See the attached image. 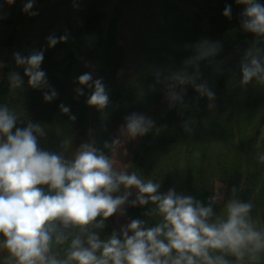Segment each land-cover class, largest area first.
Instances as JSON below:
<instances>
[{
    "label": "clouds",
    "instance_id": "1",
    "mask_svg": "<svg viewBox=\"0 0 264 264\" xmlns=\"http://www.w3.org/2000/svg\"><path fill=\"white\" fill-rule=\"evenodd\" d=\"M236 3L244 5V30L264 36V4L259 0ZM32 6L29 0L23 10L28 12ZM223 15L230 17L231 6L225 7ZM56 43V38H49L50 46ZM204 45L207 50L201 56L218 50L207 41ZM42 60V52L28 57L16 55V63L25 65L28 85L48 88L44 100L51 102L57 92L40 69ZM241 72L242 84L253 78L264 84V62L251 50L241 64ZM179 79L182 84L188 82ZM10 82L13 88L23 84L15 73ZM78 83L92 89L86 101L89 106L100 111L107 107L109 95L101 79L93 80L86 72L79 76ZM196 90L209 99L214 96L203 84ZM75 91L77 98L84 95L82 88ZM59 108L63 114L70 113L64 104ZM69 119L76 117L69 115ZM18 121L13 109L7 104L0 106V249L7 253L2 264H244L245 257L248 264H260L264 229L258 231L251 220V203L231 199L223 213L215 215V196L205 206L173 189L160 194L159 183L145 180L136 172L116 170L113 160L92 143L81 144L73 157L66 159L39 146L38 138L45 135L40 123L29 121L20 127ZM152 126L150 119L134 113L126 117L123 128L129 138H135ZM105 147L109 145L105 143ZM259 159L264 163V155ZM122 187L123 194H118ZM132 189L137 192L130 205H155L146 215L159 216L160 222L145 227V221L132 219L119 234L113 231L107 239H101L95 230L103 229L114 214H124L123 206L129 202ZM65 244L68 246L60 258L53 247Z\"/></svg>",
    "mask_w": 264,
    "mask_h": 264
},
{
    "label": "trees",
    "instance_id": "2",
    "mask_svg": "<svg viewBox=\"0 0 264 264\" xmlns=\"http://www.w3.org/2000/svg\"><path fill=\"white\" fill-rule=\"evenodd\" d=\"M189 1L196 3L195 0ZM198 1L208 8L222 10L223 19L220 25L222 30L230 32L235 39L233 54L228 55L214 37L189 33L183 26L177 24L171 26L177 17L178 8L172 0H159L160 23H166L169 28L166 37L158 42H155L157 40L151 41L150 44L155 45V50L150 52L149 66L133 80L130 86L132 94L125 98V102L122 98L121 101H117L115 113L108 117L112 122L111 125H107V121H99L98 134L100 133V144L104 146L105 143H110L107 130H110L114 125L113 122L121 117L120 114L128 113L130 106L140 111L157 108L148 137L134 151L132 170L143 179L147 180V176H150L149 178L153 182L165 187L164 185L170 180L172 170L179 167L182 161L188 160L187 165H191L186 181L188 195L207 206L211 202V198L214 197L215 180L206 183L204 179L197 178V175L200 176V174L196 172V168H201L202 161L207 155H210L209 168L214 169H211L215 172L213 174L220 175L222 182L231 179L239 172L240 163L230 167L226 157L218 159V162L224 167L225 173L218 171L219 169L215 167L213 146L215 145L216 132L223 124L225 109L222 106L230 94L229 87L233 77L238 71H241V64L245 62V57L250 50L253 55L264 56V36H257L244 30L242 27L244 5L237 4L236 0ZM140 2L141 0H85L82 4H77L76 10L68 12L69 16L63 24V29L67 33L60 37L66 38L60 40L59 35L54 34V38L57 39L54 46H50L49 40L43 47L35 46L34 43L24 40L23 33L16 28L15 14L10 12L2 17L1 27L7 33L0 37V47H17L21 57L42 52L43 60L40 69L45 72L50 88L57 92V97L51 102H46L43 95L37 107L35 123H40L45 130V135L38 140L42 149L62 153L69 138L77 134H88L89 128L86 120L90 117L91 106L86 101L91 94V89L78 83V78L83 72L76 79L74 76L75 66L83 58L95 60L99 63L102 74L110 75L117 54L120 21L128 13L135 11ZM259 2L264 4V0H259ZM111 3H114L112 18L107 33L104 34L103 26L108 14L103 7ZM233 3L235 9H231L230 17H225L223 15L225 7L232 6ZM67 4L68 2L63 6ZM65 9L69 10L67 7ZM205 41L209 45L217 46L218 50L215 54L201 56V53L207 50V46L204 45ZM156 47L158 48L156 49ZM59 53L63 54V59L57 61L55 57ZM14 72V62L9 57L0 74V106L7 104L19 115L18 104H11L9 98L12 87L10 76ZM179 78L188 82L182 84ZM253 81L264 86L256 78H253ZM73 84L75 90L82 88L84 95L77 98L75 91L69 100ZM201 84L214 94L212 99L196 90V87ZM44 89L45 92L49 90L48 88ZM166 96H170L172 100L161 106L160 103ZM61 104L70 108L69 114L61 113L59 108ZM197 108H202V112L190 132V139L192 143L196 140H204V144L201 146L202 155L199 157V152H195L196 147L191 146V149L187 150V142L181 136L182 128L191 122ZM121 109L123 113H121ZM59 113L62 115L60 125L57 122ZM69 115H74L76 119L70 120ZM260 121L264 124V107ZM100 122L104 125L102 126ZM19 123L20 120L18 126ZM195 178L197 179L195 180ZM194 188L199 189L197 196L193 193ZM185 189L183 187L181 192L184 193ZM231 190L232 188L229 187V199ZM252 196V191L245 195V203H248V199ZM212 207L215 215L223 213L224 207H220L216 202ZM146 213V208H130L128 210L131 220L140 219L146 222L145 227H154L156 224L153 223V216L146 215ZM95 231L99 233L101 239H107L112 234L110 217L105 221L103 229ZM67 246V244L62 245L63 250ZM56 247L58 246L54 245L53 249L55 250Z\"/></svg>",
    "mask_w": 264,
    "mask_h": 264
},
{
    "label": "rangeland",
    "instance_id": "3",
    "mask_svg": "<svg viewBox=\"0 0 264 264\" xmlns=\"http://www.w3.org/2000/svg\"><path fill=\"white\" fill-rule=\"evenodd\" d=\"M85 0H31L32 8L25 12L24 5L29 0H14V3L8 4L7 0H0V37L5 36L7 31L1 27V19L6 13H14L16 16V28L23 33V38L26 41L32 42L35 46L43 47L50 37L54 38L55 35L63 36L67 32L63 29V24L67 20L68 12L76 10L77 4H82ZM177 8V17L174 20V25L183 26L184 29L192 34L200 36L214 37L219 46L228 54H233V47L235 39L230 32L222 30L220 25L223 16L222 10L219 8L211 9L203 6L198 0L190 2L189 0H172ZM68 4L66 6V3ZM159 0H141L138 8L128 13L119 24L118 30V46L115 63L111 70L110 75L105 76L102 74L100 65L95 60L81 59L75 66L74 76L83 72L90 73L93 80L101 79L105 85L106 91L109 95V104L107 107L100 111L96 107L91 106L90 117L86 122L89 128L88 134H77L69 138L66 142L65 150L60 153L66 159H71L73 154L79 149L81 144L92 143L97 149L104 152L114 162V168L118 171L134 172L132 170V157L137 146L148 137L149 131L143 136L129 138L124 131L123 126L126 124V117L132 114L143 115L151 121L154 120L156 109H149L140 111L137 108L130 106L126 115L120 114L108 131L110 143L109 147L100 144V136L98 134L99 121H107V125H111L109 116L115 113L117 109V101L122 100L132 94L130 86L133 80L140 75L150 64L151 53L155 50V45L150 44L151 41L164 40L166 32L169 29L166 23H160ZM114 3L104 5L108 16L103 26L104 34L107 33L110 20L112 18ZM65 7H67L66 10ZM231 9H235L234 3ZM162 22V21H161ZM60 24V25H56ZM56 26V27H55ZM10 32V31H9ZM158 47H156L157 49ZM18 54L17 47H0V74L5 61L10 57L14 62L15 74H18L23 84L19 88L11 87L10 102L11 104L17 103L19 113V126L24 127L29 121L35 123L37 120L36 112L37 107L45 93L44 88L34 89L28 85V77L24 74L25 65H18L16 63V55ZM264 62V56H257ZM55 59L60 61L63 59V54L59 53ZM75 79V80H76ZM242 72L238 71L230 84V94L226 98L224 105L225 117L220 129L216 132L215 145L213 146L214 157L216 160L215 167L221 173H225L224 167L218 162L220 158L226 157L228 165L234 166L240 163L239 172L228 179L221 181L220 175H215L209 168L210 155H207L202 161V167L196 168L197 178L208 181L215 180L214 182V196L217 198L216 203L222 208H225L227 202L231 199H237L245 203L244 197L250 191L253 196L248 199L251 203L252 209L250 218L254 222L256 229L259 231L264 229V163L259 159L264 155V124L260 121L261 112L264 107V86L250 81L247 85L241 83ZM92 91V89H91ZM133 91V90H132ZM131 92V93H130ZM75 93V85L70 89L69 100ZM170 96H166L160 103L163 104L171 101ZM123 110L121 109V113ZM202 112V108H197L194 112L191 122L184 126L181 130V136L187 142V150L191 146L196 147L195 152H199L198 157L202 155L201 146L204 140L193 141L190 139V132L196 124L197 118ZM61 113L57 114V122L61 124ZM126 116V117H125ZM114 121V120H112ZM100 124L103 126L102 122ZM40 137L38 138V140ZM196 142V143H195ZM198 149V150H197ZM190 157V156H188ZM194 157V156H193ZM203 157V156H202ZM201 157V158H202ZM221 161V160H220ZM188 160L181 162L180 166L172 170L169 182L161 186L159 189L160 194H165L169 189H173L178 195L189 196L187 183V173L191 165H187ZM226 163V162H225ZM214 170V169H212ZM216 170V169H215ZM150 176H147V179ZM195 178V180L197 179ZM166 181V180H165ZM204 182V185L206 184ZM232 183V184H231ZM233 185V186H232ZM185 187L184 193L181 189ZM235 189V193L230 191V199L228 197V188ZM194 194L197 196L199 189L194 188ZM137 190L132 189V196L129 197V202L123 206L124 214L119 212L110 217L111 233L113 231L119 234L122 227L130 223L131 219L128 216L130 208H146V211L155 208V205L149 203L144 206H131V200L135 199ZM192 193V194H193ZM123 194V192L121 193ZM191 194V193H190ZM193 194V195H194ZM228 199V201H227ZM200 201V200H199ZM223 208V211H224ZM215 216L213 217V219ZM153 223L160 222L161 217L153 216ZM2 240V238H0ZM64 247V246H63ZM62 246L56 247L53 251L60 253V258L64 256ZM218 254V253H217ZM7 253L0 249V264H2L4 257ZM234 260V257H227ZM244 264H248L247 257H245ZM260 264H264V253H261Z\"/></svg>",
    "mask_w": 264,
    "mask_h": 264
}]
</instances>
